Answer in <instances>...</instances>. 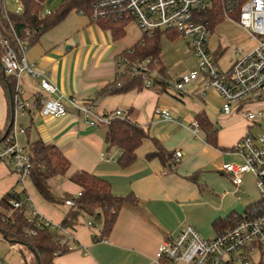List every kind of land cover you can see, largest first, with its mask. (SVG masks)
<instances>
[{
  "label": "crops",
  "instance_id": "obj_1",
  "mask_svg": "<svg viewBox=\"0 0 264 264\" xmlns=\"http://www.w3.org/2000/svg\"><path fill=\"white\" fill-rule=\"evenodd\" d=\"M223 22L241 28L235 23ZM143 36L140 29L134 35L126 31V36L115 42L110 32L87 16L71 13L26 50L27 63L46 75L57 89L56 94L45 93L38 79L23 76L21 87L27 101L35 102L45 96L61 97L67 103L68 99L75 98L92 101L99 114L114 115L121 111L122 117L140 125L173 155L172 167L158 158L148 159L147 155L157 150L146 139L136 152V163L122 169L116 162L120 150L107 149L106 126L86 124L71 107L68 106L70 116L60 119L44 117L36 108L18 115L15 130L16 124L20 131L30 129L27 134L20 132L21 138L19 134L16 136L21 148L27 147L29 141L41 139L57 146L71 165L65 177L50 181L55 196L61 201L57 205L44 201L30 181L21 184L19 175L6 188L10 192L20 186L21 190L16 192L26 191L32 209L41 217L60 226L71 208L64 204L66 195L77 196L81 192L70 180L77 171L108 181L116 197L134 195L137 199L136 205L126 204L119 210L110 236L103 241L99 240L102 229L89 227L92 220L81 216L69 228L74 250L58 256V264H160L156 255L161 244L176 237L183 228L191 226L201 237L213 238L217 234L213 227L215 221L239 215L237 201L225 204L229 194L223 190L234 184L222 168L228 163L242 162L232 149L252 132L243 115H225L220 112L221 107H211L205 96L162 91L151 79L152 86L140 92L101 96V91L119 74L118 57L138 44ZM156 109H168L174 119L162 120L155 115ZM201 112L217 130L216 145L206 141V134L200 128L197 135L194 133L192 125ZM7 113L8 100L0 85V130L6 125ZM177 152H182L179 161H176ZM240 188L244 192L243 185ZM238 193L234 195L241 200ZM0 238L9 246L8 257L16 248L21 250L19 245L4 240L1 235ZM13 264H25L24 259Z\"/></svg>",
  "mask_w": 264,
  "mask_h": 264
},
{
  "label": "built area",
  "instance_id": "obj_2",
  "mask_svg": "<svg viewBox=\"0 0 264 264\" xmlns=\"http://www.w3.org/2000/svg\"><path fill=\"white\" fill-rule=\"evenodd\" d=\"M94 21L108 18L113 14L127 17L135 22L144 35L154 36L157 31L177 32L186 40L188 49L197 61L195 70L184 73L173 85L179 94L189 93L194 96H206L213 93L223 100L220 112L225 115L240 113L249 123V127L264 126V0H98L93 6ZM220 11L224 21L237 24L248 32L256 47L253 50L242 48L237 51L239 59L232 68L224 73L217 60L211 54L208 43L213 33L210 14ZM17 10L16 13H19ZM6 53L1 57L5 73L16 80L14 89L15 120L31 109L38 108L44 117H69L68 106L79 112L83 121L92 126H107L115 118L122 117V112L114 115L99 114L92 101H79L70 98L65 103L61 97L50 99L40 96L35 102L27 101L21 87L23 76L40 81V89L48 94H56L57 89L49 78L30 66L25 60L26 49L21 48L23 57L4 40ZM149 59L142 66L151 63ZM138 66L131 67L132 72ZM119 73L122 65L118 63ZM155 73V72H154ZM145 87L150 88L152 82L147 74H143ZM155 115L164 121H172L168 109H156ZM194 133L199 132L197 121L193 123ZM21 133L24 130L19 131ZM18 131L14 133L13 144L0 148V162L7 163L20 176V183L29 181L31 162L28 154L17 143ZM241 158L240 164L228 163L222 171L230 175L239 192L246 174H253L260 194L259 202L249 212L237 217L232 228L218 233L214 238L205 239L191 226L183 228L176 237L163 241L156 255L160 264H259L264 262V132L257 135L249 131L232 149ZM182 152L176 153V161ZM79 193L75 197H80ZM29 201V200H28ZM18 208V202H11ZM64 204L74 207L72 199H65ZM31 208L29 220L35 222L38 230L43 227L56 228L50 221L41 217ZM89 227L95 228L92 222ZM59 227V226H58ZM37 231V230H36ZM35 230H29L31 235ZM61 234L71 240L69 229H61ZM256 258H258L257 261Z\"/></svg>",
  "mask_w": 264,
  "mask_h": 264
},
{
  "label": "trees",
  "instance_id": "obj_3",
  "mask_svg": "<svg viewBox=\"0 0 264 264\" xmlns=\"http://www.w3.org/2000/svg\"><path fill=\"white\" fill-rule=\"evenodd\" d=\"M1 0L0 6V60L6 53L4 40L16 52L18 57H23V51L37 43L40 37L60 24L69 14L80 13L87 16L101 29L111 33L115 42L121 41L126 36V28L131 23L127 17L113 14L108 18H99L94 21L95 10L93 6L98 0H63L61 5L51 11L46 10L48 0H20L21 10L19 13L11 12ZM211 30L213 31L224 19L220 11L210 14ZM167 36L170 40L180 39L177 32L157 31L154 36L144 35L142 40L131 49L125 50L118 57V63L122 65V71L116 80L101 91V96L122 95L131 91H142L145 88L143 74L151 79L155 73L154 84L160 86L162 91L168 92L169 76L165 65L160 60L162 52L161 40ZM149 59L151 63L145 64ZM156 64V65H155ZM137 65L135 72L131 70ZM154 68H157L155 71ZM16 80L13 76L5 73L0 61V85L3 87L8 100V113L6 125L0 130V148L13 144L15 133V109L14 89ZM39 106H37V109ZM200 129L206 134V141L216 145L217 130L204 112L196 116ZM30 129L24 130L29 133ZM146 139H150L156 152L148 154V159L158 158L164 165L171 166L173 155L166 151L160 142L150 137L140 125L132 122L127 117L115 118L106 126L105 143L107 149L117 148L121 155L116 160L122 169L132 167L137 160V150ZM31 162L29 181L39 196L49 204L57 205L61 201L55 196L50 181L54 178L65 177L70 170V162L55 145H48L38 139L28 142L24 148ZM172 167V166H171ZM170 167V168H171ZM70 180L81 188V196L66 195L65 199H72L74 207L65 215V219L56 228L43 227L38 230L35 222L29 220L32 211L29 207L26 191H10L0 199V235L11 243L21 247V254L25 264H58V256L65 255L74 250L71 247L73 241L61 234V229L73 228L81 216H87L94 226L102 223L99 240H106L115 225L119 210L126 204L136 205L134 195L116 197L112 192L111 184L93 174L85 171H77ZM11 202H18L20 206L15 208ZM252 205L245 212H249ZM232 215L226 220H217L213 223L216 233L224 232L236 224L237 217ZM97 222V223H96ZM29 230H37L35 235L28 233ZM28 256H25V253ZM166 264V262H163ZM232 264V263H226ZM259 264H264L260 262Z\"/></svg>",
  "mask_w": 264,
  "mask_h": 264
},
{
  "label": "rangeland",
  "instance_id": "obj_4",
  "mask_svg": "<svg viewBox=\"0 0 264 264\" xmlns=\"http://www.w3.org/2000/svg\"><path fill=\"white\" fill-rule=\"evenodd\" d=\"M5 5L7 9L11 12H16L17 10H21L20 0H5ZM63 0H48L46 3V10L51 11L52 9L57 8ZM1 6V0H0ZM134 22H131L126 31L129 34L134 35L139 29ZM162 52L160 55L161 62L165 65L168 76L170 77L169 82V93L174 92L173 85L175 82L184 74L189 71L195 70L197 66V61L193 57V55L189 52L186 40L180 39L170 40L167 36H164L161 40ZM208 47L210 49L211 54L217 60L218 66L221 71L224 73L228 72L239 56L237 55V51L242 48H246L248 50H253L256 47V42L252 40L250 34L237 26H232L227 22H223L219 24L215 31H213ZM156 65V64H155ZM156 71L157 68H154ZM158 76L157 73H154L151 76V80L154 81ZM206 101L209 103L211 107H221L223 104V100L218 98L216 95L212 93L206 94ZM20 119V123L22 122V117H18ZM18 119V120H19ZM218 129H220L218 127ZM16 133L20 135V126L16 124ZM264 132L263 127H257L252 129V133L257 135L259 133ZM22 136L20 135V138ZM18 174L13 172L11 167L7 166L4 162H0V199L9 191L6 188L10 185V183L17 179ZM243 190L238 193L241 196V200H238L234 195L236 192V186L231 185L223 190V193H228L229 195L225 199V204L230 201H237L239 205L238 214L243 215L246 207L249 205H253L260 200V194L257 190V182L256 178L253 174H246L243 182ZM241 185V186H242ZM240 186V187H241ZM21 190V187L16 188V191ZM97 223V222H96ZM95 229H102V223H97ZM205 238V237H203ZM212 237H208L205 239H211ZM214 238V237H213ZM0 238V263L1 264H13L14 262H19L23 260V256L21 254L20 248H16V250L11 252V255L8 257V247ZM74 244L71 245V247ZM25 256H28L27 252H24ZM8 257V258H7ZM256 258L255 261H257Z\"/></svg>",
  "mask_w": 264,
  "mask_h": 264
}]
</instances>
